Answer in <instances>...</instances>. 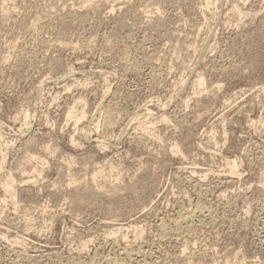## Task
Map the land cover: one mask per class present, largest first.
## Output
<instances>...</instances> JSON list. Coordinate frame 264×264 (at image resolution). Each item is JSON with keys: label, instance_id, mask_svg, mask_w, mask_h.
<instances>
[{"label": "rangeland", "instance_id": "obj_1", "mask_svg": "<svg viewBox=\"0 0 264 264\" xmlns=\"http://www.w3.org/2000/svg\"><path fill=\"white\" fill-rule=\"evenodd\" d=\"M106 258L264 264V0H0V264Z\"/></svg>", "mask_w": 264, "mask_h": 264}, {"label": "bare ground", "instance_id": "obj_2", "mask_svg": "<svg viewBox=\"0 0 264 264\" xmlns=\"http://www.w3.org/2000/svg\"><path fill=\"white\" fill-rule=\"evenodd\" d=\"M238 11H239V10H238ZM197 78H198V79H197ZM197 78H196L197 82L200 83V85H201V83L203 82L202 77L199 76V77H197ZM195 83H196V82H195ZM197 86H198V84H197ZM70 113H71V112H70ZM68 115H69V114H68ZM70 115H71V114H70ZM110 121H111V120H110ZM199 206H200V205H199ZM196 208H198V207L196 206ZM198 209H199V208H198ZM201 209H202V208H201ZM192 210H193V209H192ZM194 210H195V209H194ZM196 210H197V209H196ZM177 211H178V210H177ZM185 211H186V210H185ZM185 211H183V212H185ZM187 211H188V210H187ZM187 211H186V212H187ZM189 211H190V210H189ZM199 211H200V209H199ZM204 211H205V210H204ZM206 211H207V210H206ZM181 213H182V212H181ZM188 213H189V212H188ZM192 213H193V212H192ZM206 213H207V212H206ZM183 214L186 215L185 213H183ZM190 214H191V212H190ZM187 215L190 216L189 214H187ZM196 215H197V214H196ZM191 216H192V215H191ZM191 216H190V217H191ZM207 216H208V215H207ZM177 217H178V216H177ZM179 217H180V216H179ZM182 217H184V216L181 215V219L177 218V219H176V222H177V220H178V221H179V220L183 221ZM185 217H186V216H185ZM190 217H189V218H190ZM187 218H188V217H187ZM189 218H188V219H189ZM192 218H193V217H192ZM188 219H187V220H188ZM195 219H196V218H195ZM206 219H207V218H206ZM185 220H186V219H185ZM188 221H189V220H188ZM190 221H191V220H190ZM160 224H162V223H160ZM167 224H169V223H167ZM171 224H172V223H171ZM175 224H176V223H175ZM177 224H179V222H178ZM162 225H163V226H161V228H160V226H159L158 228H160L161 231H166V229H167L166 227H168V225H167L166 227L164 226L165 224H162ZM174 226H175V225H174ZM174 226H172V227H174ZM178 226H179V225H178ZM185 226H186V225H185ZM185 226H184V228H185ZM172 227H171V228H172ZM175 227H176V226H175ZM179 227H180V226H179ZM179 227H177V228L179 229ZM168 228H169V230L171 229L170 227H168ZM180 228H181V227H180ZM189 228H190V227H189ZM178 229H175V231L178 230ZM179 230H180V229H179ZM158 231H159V230H158ZM171 231H173V228L170 230V232H171ZM166 232H167V231H166ZM182 232H183V231H182ZM160 233H163V234H164L165 232H160ZM168 233H169V232H168ZM168 233H165V234H168ZM173 233H174V232H173ZM175 233H176V232H175ZM163 234H162V235H163ZM165 234H164V235H165ZM160 236H161V234H160ZM158 237H159V236H158ZM161 237H162V236H161ZM123 248H124V247H123ZM124 251H125V250H124ZM109 252H110V251H109ZM126 253H127V252H126ZM126 253H125V254H126ZM127 255H128V254H127ZM127 255H126V256H127ZM126 256H125V257H126ZM145 256H146V255H145ZM154 256H155V255H154ZM110 257H111V256H109V258H110ZM112 257H113V256H112ZM107 258H108V257H107ZM107 258L105 259V260H106V264H108L107 261H109V260H111V262H112V259H113V258H112V259L110 258L109 260H107ZM117 259H118V258H117ZM113 260H115V259H113ZM121 260H124V259L122 258ZM144 260H145V259H144ZM75 262H76V264H77V261H75ZM75 262H74V263H75ZM119 262H121V261H120V260H119V261H113V264H120ZM123 262H124V261H123ZM123 262H122V264H124ZM140 262H141V261H140ZM84 263H85V262H84ZM87 263H88V262H87ZM87 263H86V264H87ZM91 263H92V261H91ZM91 263H90V261H89V264H91ZM125 263H126V262H125ZM138 263H139V262H138ZM92 264H93V263H92ZM94 264H95V263H94ZM126 264H127V263H126Z\"/></svg>", "mask_w": 264, "mask_h": 264}]
</instances>
